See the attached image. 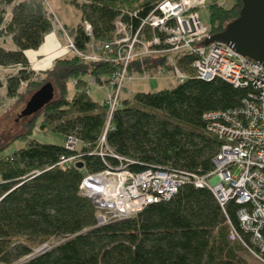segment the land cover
I'll use <instances>...</instances> for the list:
<instances>
[{"label":"trees","instance_id":"1","mask_svg":"<svg viewBox=\"0 0 264 264\" xmlns=\"http://www.w3.org/2000/svg\"><path fill=\"white\" fill-rule=\"evenodd\" d=\"M160 1L63 0L78 10L80 22L62 27L49 0H0V67L18 68L0 78V96L4 92L6 98L19 102L47 82L54 88L53 99L22 122L24 132L0 139V153L14 141L29 140L36 128L62 139L60 145L31 139L24 148L0 157V264H17L44 245L57 243L54 239H59L57 245L22 264H245L243 247L229 238L227 218L238 228L237 205L228 204L226 218L206 189L185 185L171 200L103 227H96V209L80 191L86 174L107 169L93 154L102 136L113 154L133 162L127 166L133 173L153 166L209 172L219 141L206 133L203 115L237 107L246 97L245 90L220 79H198L193 68L196 57L186 55L176 61L186 76L183 83L126 98L121 95L108 119L104 103L94 101L86 87L89 78L110 74L114 70L110 64L84 63L70 55L37 72L26 54L41 48L56 31L66 34L80 51L91 43H108L114 38L116 21L135 32ZM230 1L228 8L214 0L209 5L211 34L239 16L242 0ZM84 22L90 25L91 36ZM157 34L144 28L138 38L150 41ZM143 61L148 72L172 70L163 57ZM139 71L138 59L131 60L128 74ZM68 136L79 142L74 153L64 148ZM72 154L80 156L83 170L59 164L61 157ZM105 162L119 165L109 156Z\"/></svg>","mask_w":264,"mask_h":264},{"label":"built area","instance_id":"2","mask_svg":"<svg viewBox=\"0 0 264 264\" xmlns=\"http://www.w3.org/2000/svg\"><path fill=\"white\" fill-rule=\"evenodd\" d=\"M211 1L162 0L135 32L130 25L118 20L114 24L112 41L88 44L84 51L78 50L64 34L67 39L64 50L78 60L107 63L114 68L108 75L90 78L86 87L88 93L91 87L105 88L104 105L108 119L119 106L122 89L136 79L135 74H128L133 59L142 61L145 57H163L165 65L172 68L178 84H181L186 76L179 72L176 61L186 55L195 56L193 68L198 79L205 82L220 79L246 91V97L237 107L203 115L206 133L219 141L209 172L197 174L153 166L133 173L127 168L133 162L113 154L102 136L93 154L101 158L107 169L86 174L80 191L96 209V227H103L131 219L149 205L171 200L185 185L206 189L226 218L228 204L234 202L237 205L238 228L227 218L229 238L243 247L247 258L245 264H264V67L236 54L227 45H201L211 34L210 26L201 23L196 11ZM84 28L91 36L90 25L84 22ZM144 28L159 34L150 41H142L138 34ZM140 70V80L148 79L152 73L142 64ZM78 145V140L72 136L64 140V148L69 152H74ZM107 156L117 160L119 165L109 166L105 162ZM78 161L80 156L73 155L61 157L59 164L75 167ZM57 244L44 245V249L48 251Z\"/></svg>","mask_w":264,"mask_h":264},{"label":"rangeland","instance_id":"3","mask_svg":"<svg viewBox=\"0 0 264 264\" xmlns=\"http://www.w3.org/2000/svg\"><path fill=\"white\" fill-rule=\"evenodd\" d=\"M211 2H209L204 8L197 9L196 11L203 25L210 26L208 7L211 4ZM214 2L215 4H219L220 6L225 8L231 6L230 0H214ZM49 5L51 10L58 17L62 27H64V25L76 26L77 24H79L80 13L74 6L64 3L63 0H49ZM210 31H211V26H210ZM52 35H54V39H56L59 45L58 50L56 51V55H52V54L44 55L45 57H43V60L41 62V67H39L41 68L40 70H46L51 68L54 60L58 57L72 55L70 52L64 50V48L67 45V39L65 35L59 34L57 31ZM38 51H40V48L37 51H34V53ZM143 60L142 61L138 60L140 66L141 64L145 65ZM146 71L148 70L146 69ZM149 71H152V73L149 75V78L146 80H140L138 78L139 76L138 73H141V70L139 72H136L135 73L136 79L125 86V89L122 92V97L125 98L131 97L133 96V94L137 92H156L163 89L173 88L178 85L177 78L174 76L172 70H168V71L166 70V72L165 71L160 72L150 69ZM89 81L90 78L88 79V82ZM68 88H69V94L71 95L73 93L71 83L68 85ZM105 93L106 91L104 87H98V88L91 87L89 94L94 101L103 104L105 99ZM0 97L3 98L2 100H0L1 101L0 102V139H5L4 141H6L25 131L22 122H25L27 118H19L18 115L20 114V112L22 111V109L24 108L25 104L27 103V101L31 96L30 94H26L25 97L19 102H16V100L6 98L4 96V92L1 93ZM182 131L187 133V130L184 128H182ZM31 139H35L41 143H50L57 145L62 144V139L60 137L54 135L52 136V134H44L36 128L32 130V135L29 140L12 142L6 149H4L0 153V157L11 155L16 150L24 148ZM193 141L194 143L197 144V147H200V141L198 139H194ZM77 148H79V145L77 146ZM73 155L76 154H72L71 156ZM79 162L80 161H78L77 163ZM53 241L59 242V239H54ZM54 244L55 242H52L49 245H54ZM241 256L245 259V261H247L245 254Z\"/></svg>","mask_w":264,"mask_h":264},{"label":"water","instance_id":"4","mask_svg":"<svg viewBox=\"0 0 264 264\" xmlns=\"http://www.w3.org/2000/svg\"><path fill=\"white\" fill-rule=\"evenodd\" d=\"M242 2L239 16L227 23L222 31L206 38L201 45H227L236 54L258 62L264 67V0H242ZM53 97L54 88L50 82H47L31 95L18 117L29 118L38 114ZM75 168L82 170L84 165L79 162ZM44 248L45 246L35 250L32 255L17 264H22L45 252Z\"/></svg>","mask_w":264,"mask_h":264},{"label":"crops","instance_id":"5","mask_svg":"<svg viewBox=\"0 0 264 264\" xmlns=\"http://www.w3.org/2000/svg\"><path fill=\"white\" fill-rule=\"evenodd\" d=\"M0 44H1V39H0ZM6 46L8 48L12 47V45H10V43L8 42H6ZM58 47L59 45L56 39H54V35H49L48 37H46L45 42L40 48V51L36 53H34V51L26 52L31 67L37 72L41 71L40 70L41 68L39 67H41V62L43 60V57H45L44 55H49V54L56 55V51L58 50ZM17 70L18 68L0 67V78H4L7 74H10V73L14 74L17 72Z\"/></svg>","mask_w":264,"mask_h":264},{"label":"bare ground","instance_id":"6","mask_svg":"<svg viewBox=\"0 0 264 264\" xmlns=\"http://www.w3.org/2000/svg\"><path fill=\"white\" fill-rule=\"evenodd\" d=\"M99 64H107V63H99Z\"/></svg>","mask_w":264,"mask_h":264}]
</instances>
